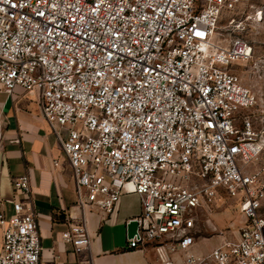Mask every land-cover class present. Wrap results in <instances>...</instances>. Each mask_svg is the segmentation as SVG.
Listing matches in <instances>:
<instances>
[{"label": "built area", "instance_id": "1", "mask_svg": "<svg viewBox=\"0 0 264 264\" xmlns=\"http://www.w3.org/2000/svg\"><path fill=\"white\" fill-rule=\"evenodd\" d=\"M243 1L0 0V91L38 95L82 209L110 214L123 194L139 195L128 246L153 244L157 264H177L181 250L183 264H264V173L245 167L262 148L247 112L255 95L230 69L253 45L216 39L222 15ZM14 187L27 201L10 221L0 214V264H41L29 174ZM223 195L247 218L239 238L207 256L190 252L200 214ZM61 236L78 255L87 250L85 216Z\"/></svg>", "mask_w": 264, "mask_h": 264}, {"label": "crops", "instance_id": "2", "mask_svg": "<svg viewBox=\"0 0 264 264\" xmlns=\"http://www.w3.org/2000/svg\"><path fill=\"white\" fill-rule=\"evenodd\" d=\"M0 132L3 133L0 214L10 221L16 216L15 202L27 201L15 190L14 181L28 173L31 199L41 231V264L158 263L153 244L135 249L128 246L129 238L137 230L134 218L142 212L138 194H123L110 214L96 205H89L86 209L78 205L74 170L56 134L41 114L36 93L21 88H16L12 95L0 91ZM83 216L87 219L92 239L87 250L78 255L74 245L64 241L61 233L67 228L68 221H79ZM199 231L200 228L189 248L192 253L207 256L224 242L222 236L207 237L198 235ZM3 240L4 227L0 224V250ZM185 252L181 250L173 254L177 264L184 263Z\"/></svg>", "mask_w": 264, "mask_h": 264}, {"label": "rangeland", "instance_id": "3", "mask_svg": "<svg viewBox=\"0 0 264 264\" xmlns=\"http://www.w3.org/2000/svg\"><path fill=\"white\" fill-rule=\"evenodd\" d=\"M258 13H261L258 15ZM235 18L243 24L232 30L229 22ZM243 37L253 45L252 55L244 61L230 66L239 76L242 83L255 95V103L247 111L255 122L256 141L262 144L261 150L249 163V172L264 173V0H244L233 11H226L219 22L216 39L220 43H228L234 37ZM213 214H200V231L198 235L224 238L225 242L235 241L240 229L247 222L240 208V201L225 196ZM261 214H264V199ZM232 214L229 216L228 214ZM220 244V245H222Z\"/></svg>", "mask_w": 264, "mask_h": 264}]
</instances>
